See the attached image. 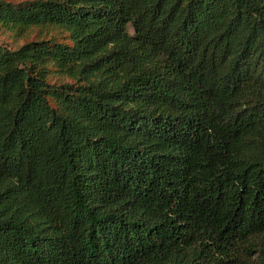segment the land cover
I'll return each mask as SVG.
<instances>
[{
	"label": "trees",
	"instance_id": "1",
	"mask_svg": "<svg viewBox=\"0 0 264 264\" xmlns=\"http://www.w3.org/2000/svg\"><path fill=\"white\" fill-rule=\"evenodd\" d=\"M34 27L69 42L0 44V264H264V0H0Z\"/></svg>",
	"mask_w": 264,
	"mask_h": 264
},
{
	"label": "rangeland",
	"instance_id": "2",
	"mask_svg": "<svg viewBox=\"0 0 264 264\" xmlns=\"http://www.w3.org/2000/svg\"><path fill=\"white\" fill-rule=\"evenodd\" d=\"M15 3L25 2L27 0H7ZM56 37L60 42H69L68 35L57 28L52 27H34L28 30L23 36L17 37L10 30L0 28V44L6 48L14 49L19 47L20 45L25 44L26 42L44 39L50 37ZM72 81L65 76L52 75L50 77V83L52 84H62V83H71Z\"/></svg>",
	"mask_w": 264,
	"mask_h": 264
}]
</instances>
